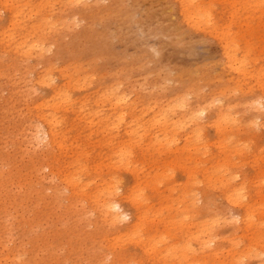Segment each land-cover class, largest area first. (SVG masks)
Masks as SVG:
<instances>
[{
    "label": "rangeland",
    "instance_id": "374dc122",
    "mask_svg": "<svg viewBox=\"0 0 264 264\" xmlns=\"http://www.w3.org/2000/svg\"><path fill=\"white\" fill-rule=\"evenodd\" d=\"M130 191L158 253L207 254L189 224L212 260L235 242L252 248L239 264H264V0H0V264H169L125 235Z\"/></svg>",
    "mask_w": 264,
    "mask_h": 264
},
{
    "label": "bare ground",
    "instance_id": "6f19581e",
    "mask_svg": "<svg viewBox=\"0 0 264 264\" xmlns=\"http://www.w3.org/2000/svg\"><path fill=\"white\" fill-rule=\"evenodd\" d=\"M29 30V29H28ZM32 30V29H30ZM43 41V40H42ZM39 42L38 40H33L32 42H29V46L27 47V49L23 52L24 54L30 53V51L34 48L39 46ZM17 44V43H16ZM15 46V45H14ZM20 46V45H17ZM39 48V47H38ZM41 49V48H40ZM37 50V49H36ZM45 50V48L43 49ZM23 54V55H24ZM230 66L233 67L234 70H236L239 74L241 73V66L238 65H234V61H232V63H230ZM237 66V67H234ZM243 75V74H242ZM183 95V94H182ZM183 97V96H182ZM181 97V98H182ZM184 100H182L183 102ZM182 104V103H181ZM181 106V105H180ZM183 106V105H182ZM231 106V105H230ZM255 108V107H254ZM184 109V106H183ZM205 108H200L197 109L196 111H190L189 113L192 115L191 118H195V116H199L200 114L204 113ZM227 115V114H226ZM224 117V116H223ZM225 118V117H224ZM120 119L123 121L124 120V115L122 114L120 116ZM187 120V119H186ZM192 120V119H191ZM190 120V122H191ZM194 120V119H193ZM217 120V119H216ZM160 121V120H157ZM222 121V120H221ZM227 121V120H225ZM156 122V121H155ZM164 124H166V119L163 122ZM176 123V122H175ZM181 124V123H180ZM216 124V123H215ZM218 124H216L217 126ZM221 125V124H220ZM198 132V131H197ZM196 132V133H197ZM37 133V132H36ZM39 133V132H38ZM38 133L36 134V136H38ZM44 134V135H43ZM42 136L44 139L47 140V144H53L55 143L56 139H57V134L54 130L53 127H48L46 132L43 133ZM157 141V138H156ZM168 141V140H167ZM173 140H169L168 141V145L170 142H172ZM45 142V141H44ZM158 142V141H157ZM171 144V143H170ZM61 147V146H60ZM126 151V150H125ZM124 151V152H125ZM127 152V151H126ZM125 154V153H124ZM123 154V155H124ZM227 165V164H226ZM233 165V164H232ZM223 166V165H222ZM221 166V167H222ZM224 167V166H223ZM226 168V167H224ZM221 171V170H220ZM225 171V169H224ZM223 171V172H224ZM227 173V172H226ZM194 175L193 173V169L191 172V175ZM213 177V175H208L209 180H211ZM70 179V178H69ZM225 179V178H224ZM69 181H71L72 185L75 186V181L71 178ZM219 181V180H218ZM220 181H223L222 178H220ZM155 181H151V183H153ZM263 182V181H262ZM139 183V182H138ZM156 183V182H155ZM245 183V182H244ZM260 183V182H258ZM141 189L139 184L136 185L135 191ZM106 197L103 198L102 202L100 203V207H101V213L105 218V221L108 222V225L111 226H117L120 222L130 219V216L125 213L124 210L121 209V205L120 203L114 198V194H115V185L112 184H107L106 185ZM135 191H130V193L126 194V198L131 202V204L133 205L134 208V213H132L131 215V221H129L125 226H126V230L127 233L125 235L130 236L131 238H136V242L140 245V249H142V252L145 255H154L155 257H159L161 259V257L168 258V261L170 262L169 264H190V262L188 261V256L189 257H197V256H193L196 255L193 251H192V246L190 243H184V245H178V241L175 242H171L169 243L168 246L163 247L160 250V253H158L159 248L157 249V245H156V239L153 240L152 236L146 235L144 237H141L142 235H144V233L140 234L141 229L143 228V224L144 222L147 220L148 218V213L149 211L147 209H141V196L139 197V193H135ZM142 193V191H141ZM226 195L229 198V200H232L236 205L240 204V198H241V193L239 192V188H231L230 190L226 191ZM263 199V197H262ZM93 200V199H92ZM96 200V199H95ZM94 201V200H93ZM233 204V203H232ZM234 204V206H236ZM187 205V204H186ZM261 205V204H260ZM261 207V206H260ZM148 208V206H147ZM254 209V208H253ZM262 210V209H261ZM261 213V212H260ZM263 214H261L262 216ZM187 218V216H184ZM253 213L251 210V206L247 205L246 209L242 215V219L241 222H243V228H246V230L250 229L251 224H253ZM155 219V218H154ZM183 220V219H182ZM214 220V219H213ZM212 220V221H213ZM172 220H168L166 221V223L171 224ZM180 222V221H179ZM178 222V223H179ZM214 222V221H213ZM190 223V222H189ZM215 223V222H214ZM206 223H202L201 225H205ZM218 224V223H217ZM179 225V224H178ZM184 224H181V226L183 227ZM174 226V225H173ZM261 226V225H259ZM192 227L189 226V224L186 225V230L188 231V236L187 238H193L197 241V245H198V249H200L201 253H205L207 252V254L203 255L201 257H198L200 259L193 261L192 264H239L240 260L242 259V257L248 256L249 251L252 248H248L250 247L248 245L247 248H243V249H238L237 245L235 242H231V247L227 250V255H225L224 258H221L222 260L219 261H215L212 260L211 257L213 256L212 254H218L217 250L219 251V247H215V246H211V243H214V237L213 235H210V233L206 232L205 229H198L197 233L193 234L192 232L189 231V229ZM202 227V226H201ZM203 228V227H202ZM206 228V226L204 227ZM205 230V231H204ZM208 231V230H207ZM264 232V231H263ZM262 235V234H261ZM121 235L117 236V238H119ZM160 237V240L163 241L164 239L167 238L168 234H160L158 235ZM254 238H260V237H254ZM264 239V237H262ZM260 240V239H259ZM187 241V240H186ZM257 241V240H256ZM262 241V240H261ZM164 242V241H163ZM162 242V243H163ZM264 242V240H263ZM250 244H251V239H250ZM256 244V243H253ZM262 243H260L259 245H261ZM255 249V248H254ZM222 250V249H221ZM258 250V249H257ZM256 250V251H257ZM260 251V250H259ZM252 252V250L250 251ZM264 253V252H263ZM161 254V255H158ZM253 254V253H252ZM251 254V256H252ZM255 254V252H254ZM257 255H261V254H257ZM263 255V254H262ZM250 257V256H249ZM247 257V258H249ZM253 257V256H252ZM246 258V257H245ZM262 258V257H261ZM143 260V259H141ZM250 260V259H249ZM257 260V259H256ZM134 262L140 263V261L138 259H133ZM243 261V260H241ZM252 261V260H250ZM264 262V261H263ZM141 264H143V261L141 262ZM166 264V263H164ZM249 264V263H247ZM258 264V263H257Z\"/></svg>",
    "mask_w": 264,
    "mask_h": 264
}]
</instances>
